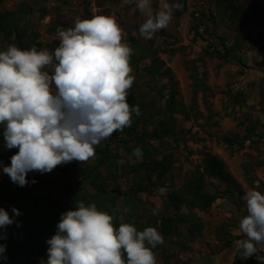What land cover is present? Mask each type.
<instances>
[{
  "label": "rangeland",
  "instance_id": "rangeland-1",
  "mask_svg": "<svg viewBox=\"0 0 264 264\" xmlns=\"http://www.w3.org/2000/svg\"><path fill=\"white\" fill-rule=\"evenodd\" d=\"M172 1L182 5L180 15L176 16L174 11L168 27L152 40L139 34L145 17L135 3L123 4L122 0H0V13L20 19L18 30L24 44H39L40 49L50 51L54 42L59 44L57 28L73 27L77 17L116 18L127 33L126 42L133 48L131 66L136 79L128 99L139 103L136 129L138 133L144 129L159 132L161 123L167 124L170 135L147 144L158 161L171 155L172 166L160 181L154 174L147 182L143 171L133 172L143 161L127 150L135 143L118 132V137L128 140L127 143L110 138L100 145V149L107 145L116 156V169L98 168L105 179L102 186L111 192L102 209L115 216L117 228L122 222H130L139 231L153 226L161 233V219L172 218L170 235L164 237L161 233L164 243L153 250L158 264H232L237 251L234 241L244 238L238 229L239 219L246 215L242 197L250 188L264 194V137H259L264 135V59H259L264 57V25L252 12L259 0ZM160 6L161 0H153L154 10ZM233 8L242 18L234 15ZM10 31L8 40L0 34L2 51L9 45L19 47L14 30ZM158 40L161 42L157 43ZM225 48H230L235 58L218 59L214 52L224 54ZM154 58L158 60L155 75L150 69ZM165 70L171 72L172 81ZM171 92L173 104L168 99ZM134 117L133 114L132 120ZM223 140L235 141L237 145L230 150ZM17 151L7 149L0 141V180L7 178L3 172L6 157ZM206 156L223 163L231 182L205 177L204 193L218 192L221 198L208 209L195 202L190 208L182 206L176 214L167 207L168 195H184L193 173L203 171ZM95 169L96 159L77 163L71 169L68 164L61 165L46 173L42 184L35 181L22 192L45 197L47 210L53 202L73 208L70 196L95 194L91 184ZM62 172L68 173L72 183L66 196ZM57 176L59 182L55 184ZM142 178L141 191L131 197L130 188ZM8 198L12 199L10 193H0V208L6 211ZM153 209H157L156 215ZM15 229L13 223L11 230L0 236H11ZM31 261L41 264L42 259ZM243 264L264 262L250 257Z\"/></svg>",
  "mask_w": 264,
  "mask_h": 264
},
{
  "label": "clouds",
  "instance_id": "clouds-1",
  "mask_svg": "<svg viewBox=\"0 0 264 264\" xmlns=\"http://www.w3.org/2000/svg\"><path fill=\"white\" fill-rule=\"evenodd\" d=\"M122 3H135L145 17L138 31L146 40L166 29L174 10L182 8L168 0L155 10L153 0ZM56 35L59 46L54 51L16 45L0 51V129L5 147L18 149L3 172L20 187L29 183V172L50 173L74 161L95 160L96 148L130 127L134 113L140 115L139 106L128 102L136 79L133 48L115 17H77L73 27L57 28ZM131 155L142 159V148ZM242 199L246 215L238 229L244 238L234 245L243 259L255 256L264 262V194L250 188ZM74 204V210L61 214L56 233L46 241L47 260L41 264H158L153 250L164 238L156 227L139 231L122 222L117 228L115 216L95 203ZM12 212L22 215L15 207ZM152 212L156 215L157 209ZM13 223L0 208V229ZM5 252L6 245L0 244V259H7Z\"/></svg>",
  "mask_w": 264,
  "mask_h": 264
},
{
  "label": "trees",
  "instance_id": "trees-1",
  "mask_svg": "<svg viewBox=\"0 0 264 264\" xmlns=\"http://www.w3.org/2000/svg\"><path fill=\"white\" fill-rule=\"evenodd\" d=\"M168 2L174 3L172 0H168ZM176 16L180 15V9L174 10ZM253 14L258 18V20L264 25V0H259V3L255 4L252 7ZM233 13L236 17L242 18L241 14L236 8H233ZM41 14H45V10L41 11ZM13 15L10 13H0V34H3V39L8 40V38L12 35V31L14 30V38L19 47L23 49H27L31 46L24 44L22 41V37L19 34V23L20 19H13ZM34 46L39 50L40 45L34 44ZM59 44L54 42L52 51ZM0 51L2 48L0 47ZM143 53V52H142ZM214 54L218 59H222L224 61H228L230 58H235L232 54V50L230 48H225V53L222 54L220 52L215 51ZM210 54V55H214ZM133 63V57L131 58V64ZM158 60L156 58L153 59L151 70L152 74L155 75L157 72ZM164 74L167 77L171 76V72L169 70H165ZM170 81H172V77H170ZM169 103L173 104L174 93L171 92L168 96ZM128 102L132 106H139L138 102H133L128 99ZM134 119L132 125L124 129L122 134L126 135L128 140L133 141L135 144L131 148H127V150L132 153L133 150L137 147L142 148L143 161L141 164L134 169L133 172L137 173L139 170L145 173L144 179L147 182L151 181L152 175H156L155 179L160 181L170 170L172 166V156L165 155L162 157L160 161L155 159V152L149 147L147 141L155 140L160 141L163 137L170 135V129L165 123H161L159 132H148L147 130H142L141 133H138L136 129L137 125V116L134 113ZM259 137H264V135H260ZM111 138L114 140H118L122 143H127L128 140L121 139L118 137V132L115 133ZM0 141L3 146H5V142L2 135V129H0ZM223 143L228 147V149H234V146L237 145L235 141L223 140ZM241 145V144H239ZM107 145L100 149V145L96 148V160H97V169H95L94 174L91 175V184L95 187V194L92 196H88L85 193L75 194L70 196L69 199L73 203V208H69L66 204L58 205L57 202H53L49 210L46 209L45 197H35L30 194H25L22 192V189L26 188L28 185L35 180L38 184H42L43 177L46 173L41 174L40 172H29L27 175V179L29 183L23 187L18 186L13 183L9 176L7 175L6 179L0 180V193L3 195H7L10 193L12 195V199H7V212L10 217L14 219V223L16 224V229L12 233L11 236H5L6 238L0 239V244L6 245V255L7 259H0V264H34L31 259H42L46 262L47 260V249L49 245L46 243L48 239H50L57 230V224L60 221L61 214L68 211L74 210L75 201H83L85 205L95 203L97 205L98 210L104 211L102 207L104 206L105 197L111 193L108 192L103 186L101 182H104L105 179L101 177L100 171L98 168L104 166L107 170L111 171L116 169L115 158L116 156L111 154ZM12 156L8 155L5 159V166H10ZM77 162H72L68 164V169L76 167ZM56 169V168H55ZM91 171L88 173V175ZM61 175H64L65 181L63 183V194L66 196L67 188L72 186V183L68 180L69 175L66 172H62ZM205 177H209L212 179H217L221 182L230 183L231 179L229 175L226 173L224 165L221 161L206 156L203 161V171H196L193 173L191 180L188 182L184 195L178 193H170L167 198V207L173 210L176 214H179L182 206L193 207L194 203H200L199 206L202 209H208L211 205L218 199L221 198V194L216 192L214 194L204 193V179ZM55 184L59 182V176L55 178ZM142 179L135 182L134 185L130 188L129 194L131 197H135V194L141 191ZM191 203V204H190ZM15 207L18 209L22 215L16 216L12 212V208ZM172 218H162L161 219V233L164 237H168L171 233V224L173 223ZM19 225V226H18ZM11 226H7L6 229H0V235L2 233L6 234V231L11 230ZM141 231V230H140ZM231 238L227 239V243H230ZM264 254L261 252L260 255ZM255 257V256H253ZM245 259L241 257L240 252L237 250L232 264H243Z\"/></svg>",
  "mask_w": 264,
  "mask_h": 264
}]
</instances>
